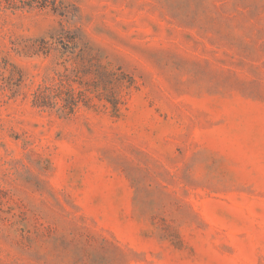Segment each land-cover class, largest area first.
<instances>
[{"label":"rangeland","instance_id":"1","mask_svg":"<svg viewBox=\"0 0 264 264\" xmlns=\"http://www.w3.org/2000/svg\"><path fill=\"white\" fill-rule=\"evenodd\" d=\"M0 264H264V0H0Z\"/></svg>","mask_w":264,"mask_h":264},{"label":"trees","instance_id":"2","mask_svg":"<svg viewBox=\"0 0 264 264\" xmlns=\"http://www.w3.org/2000/svg\"><path fill=\"white\" fill-rule=\"evenodd\" d=\"M62 88V82L59 79L56 83V85H51V86H43L39 87L33 94V99H32V106L40 109L44 108H52L53 106H57L55 98H60L62 104L58 108H56V112L59 113L60 116H67L70 113L73 112L74 108L78 104V98L77 96L79 94H82L81 92H78L76 94L75 90L69 86L66 91L68 92L67 98H61L59 93L58 96L54 95L52 96L51 94L54 93V90L56 92H61ZM55 97V98H53ZM106 102L111 106L112 112H118L119 111V104H121V101L119 99H106Z\"/></svg>","mask_w":264,"mask_h":264}]
</instances>
